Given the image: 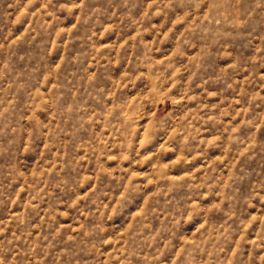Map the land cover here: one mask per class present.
Segmentation results:
<instances>
[{
  "label": "rangeland",
  "instance_id": "rangeland-1",
  "mask_svg": "<svg viewBox=\"0 0 264 264\" xmlns=\"http://www.w3.org/2000/svg\"><path fill=\"white\" fill-rule=\"evenodd\" d=\"M0 264H264V0H0Z\"/></svg>",
  "mask_w": 264,
  "mask_h": 264
}]
</instances>
